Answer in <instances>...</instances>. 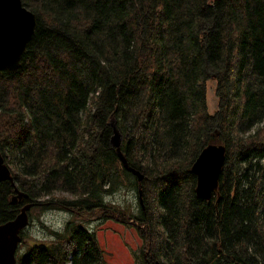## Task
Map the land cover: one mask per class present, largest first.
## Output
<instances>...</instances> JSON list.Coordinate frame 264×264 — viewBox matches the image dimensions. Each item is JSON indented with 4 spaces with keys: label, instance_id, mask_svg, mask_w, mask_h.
I'll list each match as a JSON object with an SVG mask.
<instances>
[{
    "label": "trees",
    "instance_id": "1",
    "mask_svg": "<svg viewBox=\"0 0 264 264\" xmlns=\"http://www.w3.org/2000/svg\"><path fill=\"white\" fill-rule=\"evenodd\" d=\"M22 3L37 27L20 68L0 71V152L25 203L72 218L16 264H107L75 220L93 211L147 235L145 264H264V0ZM113 121L140 182L110 145ZM208 144L226 160L205 201L191 166ZM121 186L141 190L138 217L105 202ZM13 193L0 182L2 222Z\"/></svg>",
    "mask_w": 264,
    "mask_h": 264
},
{
    "label": "water",
    "instance_id": "2",
    "mask_svg": "<svg viewBox=\"0 0 264 264\" xmlns=\"http://www.w3.org/2000/svg\"><path fill=\"white\" fill-rule=\"evenodd\" d=\"M36 27L35 13L26 8L22 0H0V71L14 73L20 68ZM110 125V145L116 150L123 167L140 182L143 173L129 165L121 152L122 134L114 121ZM225 160L226 147L222 144H208L200 151L191 166V172L196 178L195 194L198 198L208 201L218 190ZM3 181H9L14 187V193L9 199L10 205L28 198V194L16 186L12 170L0 152V182ZM138 193L139 202L143 205L140 189ZM31 206V202H26L14 218L5 222L0 220V264H16V252L22 242L20 232L28 226Z\"/></svg>",
    "mask_w": 264,
    "mask_h": 264
},
{
    "label": "rangeland",
    "instance_id": "3",
    "mask_svg": "<svg viewBox=\"0 0 264 264\" xmlns=\"http://www.w3.org/2000/svg\"><path fill=\"white\" fill-rule=\"evenodd\" d=\"M215 82H209L207 86L208 111L214 114L219 106V99L215 92ZM7 162V161H6ZM11 170L14 166L7 162ZM66 196V194L56 193ZM46 197H42L40 203L34 204L29 209V223L23 229L20 246L16 255H20L31 242H50L53 240L51 230L62 231L65 224L72 218L71 212L57 205L41 204ZM25 204V202L22 200ZM105 202L110 206L136 217L140 214L141 206L136 188L121 186L120 189L105 197ZM23 204V205H24ZM100 212L83 213L75 218L88 229L96 233L98 242L104 250L107 264H145L143 256L148 252L146 243L149 241L147 235L142 238L137 230L129 223L114 220H101ZM32 244V243H31Z\"/></svg>",
    "mask_w": 264,
    "mask_h": 264
},
{
    "label": "flooded vegetation",
    "instance_id": "4",
    "mask_svg": "<svg viewBox=\"0 0 264 264\" xmlns=\"http://www.w3.org/2000/svg\"><path fill=\"white\" fill-rule=\"evenodd\" d=\"M11 195H12V194H11ZM10 197H11V196H10ZM23 204H24V203L21 201V202L15 204V205L19 206L18 209L20 210V208H21V206H22ZM15 205H14V206H15ZM18 212H19V211H18ZM18 212H17V213H18ZM17 213H16V214H17ZM16 214H15V215H16Z\"/></svg>",
    "mask_w": 264,
    "mask_h": 264
}]
</instances>
